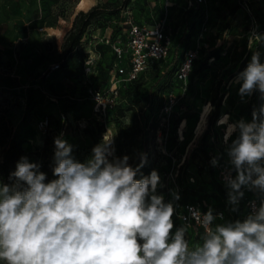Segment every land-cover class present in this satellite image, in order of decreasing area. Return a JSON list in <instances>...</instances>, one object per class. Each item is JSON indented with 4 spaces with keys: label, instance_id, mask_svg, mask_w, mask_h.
Returning <instances> with one entry per match:
<instances>
[{
    "label": "rangeland",
    "instance_id": "rangeland-1",
    "mask_svg": "<svg viewBox=\"0 0 264 264\" xmlns=\"http://www.w3.org/2000/svg\"><path fill=\"white\" fill-rule=\"evenodd\" d=\"M35 1L40 3L42 0ZM55 1V6L45 1L48 7L53 6L52 13L47 14L46 25L35 26L22 39L0 42V119H10L11 134L22 140L24 156L30 162L39 163L36 149H41L48 138L54 154V138L63 134V139L73 146L75 159L83 162L91 156L92 148L100 144L99 139L111 138L115 155H128L133 166L146 155L144 165L149 166L150 172L156 170L159 173L157 194H162L166 202H173L172 192L178 190L176 184L181 164L188 189H194L195 196L200 199L211 197L213 191L206 178L207 164L201 147L208 148V155L217 158L218 165L230 168L227 148L231 143L229 140L224 142L229 125L241 119L251 121L247 108L251 99L256 109L264 104V96L258 91L242 98L239 95L241 82L237 79L244 70L238 71L241 58L246 57L249 63L253 53L258 52L264 63V0H240L239 8L231 16L224 6L218 10V5L233 0H202L198 4L203 17L195 42L199 47L192 79H188V74L185 79H180L175 72L151 70L142 76V87L129 97L128 86L120 87L109 115L94 112L92 100L84 91L87 83L84 60L91 56L90 80L94 77L95 87L106 89L108 71L116 59L124 60V67L129 63V28L138 25L150 31L158 27L173 37L181 13L189 8L196 10L193 7L195 0H82L80 5V0ZM107 5L115 6L118 14H110L105 8ZM94 6L99 8L96 18L85 29L75 52L62 55L61 44L71 28L69 19L74 13L89 11ZM58 17L59 23L56 22ZM226 21L228 26L221 39L216 38L219 25ZM39 26L45 29L39 30ZM220 44L218 56L212 58L211 51ZM113 45L122 49L120 56ZM55 63L60 67L50 70ZM148 92L151 102L144 109V119L138 120L144 130L134 140H129V111L124 109L131 99H139ZM218 96H221L218 122L210 129L205 117V122L197 129L204 106H208L206 115L214 111L209 100ZM181 116L187 118L179 123L184 127L181 128L184 139L175 134L176 138L172 140V124ZM45 118L47 125L41 127L40 122ZM204 135H207L204 141H198ZM235 135L233 133L232 139ZM213 168L218 177V166ZM0 179L11 183L9 175L5 176L1 171ZM207 204L205 202L203 206ZM222 204L229 205L227 201ZM240 216L238 219L243 220L246 212H241ZM189 242L196 243L195 239H189Z\"/></svg>",
    "mask_w": 264,
    "mask_h": 264
},
{
    "label": "clouds",
    "instance_id": "clouds-1",
    "mask_svg": "<svg viewBox=\"0 0 264 264\" xmlns=\"http://www.w3.org/2000/svg\"><path fill=\"white\" fill-rule=\"evenodd\" d=\"M237 79L242 98L256 91L264 96L258 52ZM233 133L223 176L227 202L237 211L247 189L259 203L250 202L243 220L224 221L211 208L195 211L203 229L195 244L187 238L192 225L177 228L173 202L157 194L159 173L137 179L146 155L133 166L128 155H115L109 138L81 162L63 134L57 136L53 179L26 156L9 174L11 183L0 179V264H264V104L251 121L229 125L225 143ZM211 164L217 166V158Z\"/></svg>",
    "mask_w": 264,
    "mask_h": 264
},
{
    "label": "trees",
    "instance_id": "trees-1",
    "mask_svg": "<svg viewBox=\"0 0 264 264\" xmlns=\"http://www.w3.org/2000/svg\"><path fill=\"white\" fill-rule=\"evenodd\" d=\"M240 0H233L232 2L228 3L227 1H222L218 5V10H220L221 6H224L227 10L228 14L231 16L233 15L237 9L239 8ZM193 7L196 8L195 11L193 9H185L179 18V21L175 24L174 27H178V30L176 31L175 35L168 34L164 32L166 35L170 38V44L167 50V55L160 60H155L149 63L148 67L139 73L136 78L129 80V81H122L119 83L117 87V97L120 94V87L122 85L128 86L126 89L127 96H130V93L134 91H138L140 87H142V76L145 75V73L153 70L158 71L161 70L162 73H171L175 72V75H178L179 68L184 60L185 54L187 51L193 49L196 44V37L199 34L200 26L199 23L202 20L203 13L199 10V5L194 4ZM105 8L108 9L110 14L117 15L118 12L115 11L116 7L107 5ZM98 7L94 6L89 11L83 12L79 11L73 18L71 23V28L67 32L66 36L64 37L63 43L61 44V53L62 55L68 56L69 54L75 52L77 46L80 43L81 37L84 34L85 29L89 26V24L96 18ZM189 15H192L189 18ZM228 26V21L222 23L219 25V29L217 30L216 38L221 39V34L225 31V29ZM173 41V43H172ZM172 44V45H171ZM221 44L211 51L212 58H215L218 56V50L220 48ZM245 47V44L243 45ZM98 48H102L101 45H98ZM114 54V53H113ZM194 62L195 59L191 63V69L188 73V79H192L193 69H194ZM124 60L119 61L116 59V62L113 63V66L108 71V77H107V86L109 81L110 72L114 69L116 65H120L124 67ZM127 64V63H126ZM248 65L247 58H241L239 60L238 64V71H241L245 69ZM128 66V65H127ZM60 67V65H59ZM94 77L92 80H90L89 85L95 87ZM106 89H99L100 91H105ZM151 88H149L150 90ZM87 83L85 84V93L87 94ZM220 101L221 96L217 97L216 99L214 97H211L209 102L211 105L214 106V111H210L207 115V107L204 106L203 113L201 114L200 121L198 123L197 129L200 128V126L205 122V117L207 119V125L210 129H212L215 126L216 121L218 120V110L220 108ZM151 102V93L148 92L145 96L139 98V99H131L128 106L124 110L129 111V123H128V130L129 133L127 134V138L129 140H134L139 133H141L142 130H144V125L139 126V118L141 117L144 119V109L150 104ZM93 105V102H92ZM248 111L250 113V116H252V112L254 109H256V104L252 101V99L247 104ZM112 112V107L106 110L105 115H109ZM186 120V116L178 117L172 124L171 133L173 135L172 140H175V134H178V127L181 120ZM185 126V125H184ZM219 126V125H217ZM222 126V125H221ZM11 121L0 119V147H1V162H0V171L5 175L8 176L12 171L15 170V165L17 161L24 156V149L22 148V140L17 138L16 136L11 134ZM184 129V127H183ZM183 129L181 130V133L183 135ZM207 135H204L202 137H199L198 141H204V138ZM233 135L229 138V141L231 143ZM184 139V138H182ZM99 142L102 141L99 139ZM51 142L48 138L45 139L43 143V147L41 149H36L35 155L39 159V163L41 164V171L45 172L47 174L48 179H53L52 175V165H53V156L52 153V147ZM201 152L204 155V160L206 162L207 166V181L209 186L212 188V195L211 197H205L203 199H200L199 197L195 196L196 191L192 188L188 189L189 186L186 184V180L183 177V164H181L178 168L179 175L177 176V193L179 194V200H174L173 203L178 205L179 207H182L185 204H199L201 209L205 212L209 208L213 209L214 214L220 212L224 215V221H235L238 220L241 212L246 211L245 203L246 200L250 197V191H246L243 199L240 201L238 205L237 211H232L231 205L222 204L225 201H228L227 192L228 189L225 185V183L221 182L216 174H214V168L210 161V156L208 155V148L206 146L201 147ZM136 166V165H134ZM182 168V169H181ZM181 170V172H180ZM150 172L149 166L144 165L140 172L137 174V179L141 178V176H147ZM233 176H235V172L233 171ZM192 178V177H190ZM189 178V180H190ZM193 179V178H192ZM193 182V181H191ZM188 192L186 193V191ZM213 203H211V201ZM205 202H208L206 206H203ZM241 217V216H240ZM174 221L178 224V227H180L182 224L181 222L175 217H173ZM241 220V219H240ZM224 221H217L219 223H222ZM187 236L189 239H195L196 242H198V236L194 234V231L192 228L188 229Z\"/></svg>",
    "mask_w": 264,
    "mask_h": 264
},
{
    "label": "built area",
    "instance_id": "built-area-1",
    "mask_svg": "<svg viewBox=\"0 0 264 264\" xmlns=\"http://www.w3.org/2000/svg\"><path fill=\"white\" fill-rule=\"evenodd\" d=\"M202 0H195L194 4H200ZM246 6V5H245ZM247 11L248 7L246 6ZM250 13V12H249ZM42 30V28H39ZM129 53L130 59L127 67H123L120 65H116L114 69L110 72L109 76V85L107 90L100 91L93 86L89 85L90 75L92 74V58L91 56L87 57L84 60L83 71L87 77V94L91 98L93 102L94 112L100 115H105L106 110L111 108L117 97V87L119 83L122 81H129L137 77L139 73L144 71L149 63L155 60L163 59L167 55V50L170 44V38L166 35L162 29L155 27L150 31H146L144 28H141L138 25H132L129 28ZM199 43H196V46L187 51L185 54L184 60L179 68L178 78L185 79L189 70L192 61L195 59L198 53ZM113 48L118 55L122 52V49L118 46L113 45ZM59 68V64H52L49 69L55 70ZM172 102V99H170ZM41 127H46L47 119L45 118L40 122ZM212 158V157H211ZM213 159V158H212ZM218 166V178L221 182L224 183L223 176L227 172L229 168L224 165ZM233 175V172H232ZM190 181H193L190 178ZM255 200L257 204L259 200L254 192L250 191V197L246 200V215L251 211L249 204L251 201ZM175 217L181 222V224H191L194 234L198 236V241L200 240V236L203 233L202 228H197L194 219L192 218V214L199 210L201 213H204L199 206V204H185L182 207H179L175 204ZM220 213V212H218Z\"/></svg>",
    "mask_w": 264,
    "mask_h": 264
},
{
    "label": "crops",
    "instance_id": "crops-1",
    "mask_svg": "<svg viewBox=\"0 0 264 264\" xmlns=\"http://www.w3.org/2000/svg\"><path fill=\"white\" fill-rule=\"evenodd\" d=\"M45 1L53 6L57 4L55 0H42L40 3L35 0H0V42L22 39L35 26L46 25L47 14L52 13L53 6L48 7ZM81 2L82 0L78 2L79 5ZM75 14L69 19V24ZM62 21L66 23L65 20ZM56 22L59 23V17Z\"/></svg>",
    "mask_w": 264,
    "mask_h": 264
},
{
    "label": "bare ground",
    "instance_id": "bare-ground-1",
    "mask_svg": "<svg viewBox=\"0 0 264 264\" xmlns=\"http://www.w3.org/2000/svg\"><path fill=\"white\" fill-rule=\"evenodd\" d=\"M222 119H223V120H226V119H225V115H222ZM217 122H218V121H217ZM181 128H183V124H181V126H179V129H178V131H177L178 135L180 136V139H182Z\"/></svg>",
    "mask_w": 264,
    "mask_h": 264
}]
</instances>
